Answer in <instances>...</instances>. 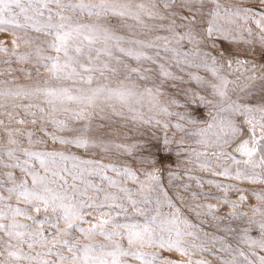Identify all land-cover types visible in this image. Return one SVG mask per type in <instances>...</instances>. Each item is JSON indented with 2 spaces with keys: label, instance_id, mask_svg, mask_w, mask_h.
Wrapping results in <instances>:
<instances>
[{
  "label": "snow or ice",
  "instance_id": "snow-or-ice-1",
  "mask_svg": "<svg viewBox=\"0 0 264 264\" xmlns=\"http://www.w3.org/2000/svg\"><path fill=\"white\" fill-rule=\"evenodd\" d=\"M260 5L0 0V264H264Z\"/></svg>",
  "mask_w": 264,
  "mask_h": 264
},
{
  "label": "rangeland",
  "instance_id": "rangeland-1",
  "mask_svg": "<svg viewBox=\"0 0 264 264\" xmlns=\"http://www.w3.org/2000/svg\"><path fill=\"white\" fill-rule=\"evenodd\" d=\"M223 3H228V4H247V5H250V6H254V7H259L261 6L260 5V0H222ZM243 58V57H242ZM251 58V57H249ZM258 54H257V59H258ZM16 75H20L19 73H16ZM34 78H40V77H34ZM174 158V157H173ZM137 167H139L140 165H135ZM208 178H212V177H208ZM221 180H223L224 178L221 177L219 178ZM167 183V182H166ZM195 190V189H194ZM204 190L205 191H212L214 193L217 192V190L215 188H213L211 185H207L205 184L204 186ZM173 191H176V189H173ZM185 195H187V193H185ZM235 198V197H233ZM250 199H253L250 197ZM189 203H191V200L188 201ZM203 202H207V203H218L217 201H214V200H210V201H203ZM206 259L210 260L212 262V264H217L216 260L214 257H211V256H206Z\"/></svg>",
  "mask_w": 264,
  "mask_h": 264
}]
</instances>
